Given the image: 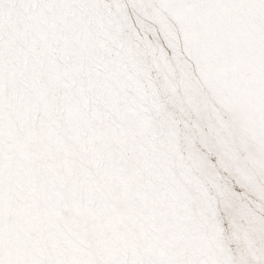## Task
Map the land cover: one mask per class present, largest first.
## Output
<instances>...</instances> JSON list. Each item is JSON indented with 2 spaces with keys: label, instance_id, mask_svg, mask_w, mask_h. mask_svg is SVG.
Segmentation results:
<instances>
[{
  "label": "snow or ice",
  "instance_id": "snow-or-ice-1",
  "mask_svg": "<svg viewBox=\"0 0 264 264\" xmlns=\"http://www.w3.org/2000/svg\"><path fill=\"white\" fill-rule=\"evenodd\" d=\"M0 264H264V0H0Z\"/></svg>",
  "mask_w": 264,
  "mask_h": 264
}]
</instances>
